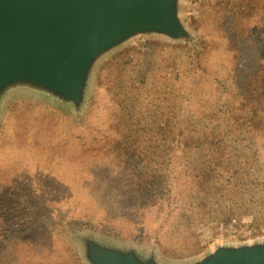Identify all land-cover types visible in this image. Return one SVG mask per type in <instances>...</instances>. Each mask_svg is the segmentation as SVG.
<instances>
[{"label": "rangeland", "instance_id": "obj_1", "mask_svg": "<svg viewBox=\"0 0 264 264\" xmlns=\"http://www.w3.org/2000/svg\"><path fill=\"white\" fill-rule=\"evenodd\" d=\"M244 3L239 7L223 0H181L180 16L196 36L194 44L161 36L133 38L98 63L87 103L79 112L24 88L10 92L0 108V264H85L72 239L77 231L137 244L145 252L157 249L161 259L176 262L199 257L217 243L264 238V218L254 220L251 215L227 223L207 220L184 235H172L174 194L166 211L140 223L127 207L126 172L109 164V147H100L108 151L104 158L102 151L86 148L93 138L109 133L103 77L113 60L132 57L134 51L148 58L162 46L168 51L186 47L197 55L209 37L211 51L203 65L207 74L188 84L189 90L197 87V102L209 95L210 79L224 75V61L243 53L241 46L234 47L243 33L238 16L264 37V9L259 4L260 10L241 13ZM138 71L142 75L146 67Z\"/></svg>", "mask_w": 264, "mask_h": 264}, {"label": "trees", "instance_id": "obj_2", "mask_svg": "<svg viewBox=\"0 0 264 264\" xmlns=\"http://www.w3.org/2000/svg\"><path fill=\"white\" fill-rule=\"evenodd\" d=\"M259 4L264 9V0L244 3L241 13L260 10ZM236 21L243 33L234 47L243 53L224 61V75L210 79L209 95L197 102V87L188 84L207 74L209 37L197 55L186 47L162 46L148 58L134 51L104 72L109 133L86 148L109 147L113 156H100L126 172L127 207L142 224L166 211L172 194V235L207 220L264 218V37L242 16ZM138 67L146 72L138 75Z\"/></svg>", "mask_w": 264, "mask_h": 264}, {"label": "water", "instance_id": "obj_3", "mask_svg": "<svg viewBox=\"0 0 264 264\" xmlns=\"http://www.w3.org/2000/svg\"><path fill=\"white\" fill-rule=\"evenodd\" d=\"M180 1L0 0V108L12 90L24 88L79 112L98 63L133 38L194 44ZM72 239L85 264H264V238L217 243L184 262L109 236L77 231Z\"/></svg>", "mask_w": 264, "mask_h": 264}]
</instances>
